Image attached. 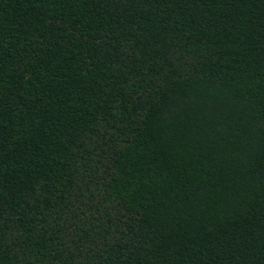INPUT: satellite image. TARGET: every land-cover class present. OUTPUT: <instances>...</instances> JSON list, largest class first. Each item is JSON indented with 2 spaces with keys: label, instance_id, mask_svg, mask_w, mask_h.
<instances>
[{
  "label": "trees",
  "instance_id": "obj_1",
  "mask_svg": "<svg viewBox=\"0 0 264 264\" xmlns=\"http://www.w3.org/2000/svg\"><path fill=\"white\" fill-rule=\"evenodd\" d=\"M0 264H264V0H0Z\"/></svg>",
  "mask_w": 264,
  "mask_h": 264
}]
</instances>
